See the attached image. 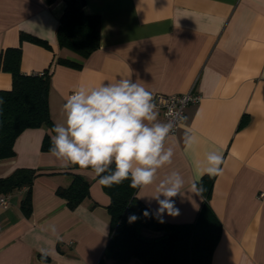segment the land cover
Instances as JSON below:
<instances>
[{"label": "crops", "instance_id": "obj_1", "mask_svg": "<svg viewBox=\"0 0 264 264\" xmlns=\"http://www.w3.org/2000/svg\"><path fill=\"white\" fill-rule=\"evenodd\" d=\"M63 8V0L51 5L0 0V53L20 46L24 73L50 66L54 123H64L63 104L81 85L131 78L149 91L200 93L167 138L166 147L174 152L171 164L158 170L152 185L137 189L136 196L158 216L159 205L151 197L176 171L184 180L173 198L179 215L164 213L162 219L192 222L203 200L191 190L203 176L197 164L211 151L222 153V171L214 176L209 199L222 224L211 264H264V0H85L84 10L101 17L100 46L85 59L58 45ZM22 32L48 45L21 41ZM58 57L82 65L55 63ZM11 83V74L0 69V89ZM46 132L44 125L24 129L14 141L15 155L0 159V177L17 167L39 173L29 215L20 206L26 187L13 190L8 207H0V264H97L110 235V198L90 169L62 168L41 150ZM186 134L196 137L190 147ZM71 173L90 180L89 196L75 208L55 193L69 184ZM129 264L141 262L133 258Z\"/></svg>", "mask_w": 264, "mask_h": 264}, {"label": "trees", "instance_id": "obj_2", "mask_svg": "<svg viewBox=\"0 0 264 264\" xmlns=\"http://www.w3.org/2000/svg\"><path fill=\"white\" fill-rule=\"evenodd\" d=\"M51 5L56 0H44ZM64 8L58 18L56 38L59 47L66 48L80 59L87 58L100 46L101 17L84 10L85 0H63ZM20 40L41 45L48 43L34 35L20 33ZM21 47H6L0 53V69L11 74L9 89H0V159L15 155L14 141L26 128L46 126L41 150L49 151L51 131L55 125L50 115V66L40 72L24 73L20 70ZM55 63L81 67L82 63L64 57ZM114 167V166H113ZM70 168L80 169L75 166ZM39 173L30 167H17L0 177V194L11 193L26 187L20 206L26 215L31 212V191ZM98 179V178H97ZM214 177L203 175L197 182L202 186V204L192 222L173 223L153 213L131 188L130 180L111 187L102 185L110 201V235L97 264H129L135 258L141 264H211V255L221 234L222 224L213 211L209 199ZM90 180L79 173H71L66 186H58L55 193L63 198L69 208H75L89 196ZM147 210L149 216L143 212ZM138 219L129 223V216ZM148 229L159 234L149 236L142 232Z\"/></svg>", "mask_w": 264, "mask_h": 264}, {"label": "clouds", "instance_id": "obj_3", "mask_svg": "<svg viewBox=\"0 0 264 264\" xmlns=\"http://www.w3.org/2000/svg\"><path fill=\"white\" fill-rule=\"evenodd\" d=\"M63 113L64 123L51 129L49 148L62 168L90 169L106 187L130 180L131 188L143 189L154 183L160 168L172 162L173 148L166 147L172 125L157 120L153 94L131 78L77 87L63 104ZM195 142V135L186 134V146ZM222 163L223 154L211 151L197 168L200 175L214 177L221 173ZM183 186V177L176 171L157 186V195L151 198L159 205L161 223L164 213L179 215L173 198ZM191 190L197 196L204 191L196 183ZM143 215L150 214L145 210ZM137 219L135 214L128 218L129 223Z\"/></svg>", "mask_w": 264, "mask_h": 264}, {"label": "built area", "instance_id": "obj_4", "mask_svg": "<svg viewBox=\"0 0 264 264\" xmlns=\"http://www.w3.org/2000/svg\"><path fill=\"white\" fill-rule=\"evenodd\" d=\"M150 92L153 94L156 110L160 111L164 117V123L172 125V131L170 134L176 132L181 121L185 117V107L189 103L199 101L201 97L200 93L194 90L179 94H165L154 91ZM9 197L10 193L0 194L1 208L8 207Z\"/></svg>", "mask_w": 264, "mask_h": 264}]
</instances>
